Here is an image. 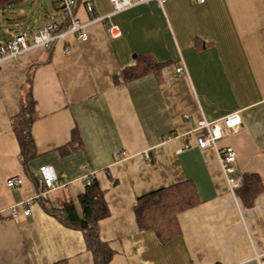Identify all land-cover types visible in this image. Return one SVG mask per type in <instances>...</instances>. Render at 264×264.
I'll return each mask as SVG.
<instances>
[{
    "label": "crops",
    "instance_id": "obj_1",
    "mask_svg": "<svg viewBox=\"0 0 264 264\" xmlns=\"http://www.w3.org/2000/svg\"><path fill=\"white\" fill-rule=\"evenodd\" d=\"M86 2L97 16L113 11L111 0H80L82 23L90 21ZM53 22L64 23L54 0H15L0 9V25L9 30L0 40L31 37ZM110 24L120 37L109 35ZM88 34L0 62V264H94L83 232L38 201L43 195L52 207L73 205L81 216L90 173L110 210L99 223L100 239L114 251L110 264H260L264 190L246 208L230 191L217 150L200 149L197 138L203 118L237 112L239 130L217 147L235 148L236 175L256 174L264 185V0H167L163 8L150 1L94 22ZM142 54L165 63L160 73L116 84ZM182 64L187 75L177 73ZM28 95L39 117L32 126L37 156L26 171L12 123ZM74 129L81 146L62 152ZM43 166L60 180L48 193L39 192ZM16 176L24 183L9 188ZM186 181L200 202L178 215L180 234L162 242L154 230L140 229L138 199ZM33 198L25 215L20 204Z\"/></svg>",
    "mask_w": 264,
    "mask_h": 264
},
{
    "label": "trees",
    "instance_id": "obj_2",
    "mask_svg": "<svg viewBox=\"0 0 264 264\" xmlns=\"http://www.w3.org/2000/svg\"><path fill=\"white\" fill-rule=\"evenodd\" d=\"M15 0H0V9L13 3ZM80 0H77V3ZM165 63L155 60L151 54L138 55L136 64L122 72L116 79V84L122 80L128 83L140 79L151 73L159 74ZM39 114L34 100L30 95L21 108L20 113L13 118V128L20 145V159L28 171L29 163L37 156V149L32 137V126ZM82 141L77 129L73 130L71 142L64 146L62 152H71L81 146ZM40 189L39 192L43 191ZM262 179L256 174L242 176V184L235 191L238 198L246 208L254 206L257 197L263 192ZM104 191L96 180L86 186L85 192L80 196L79 202L82 215H78L73 205L65 204L61 208L52 207L45 196L38 201L47 213L56 216L67 227L83 232L88 249L94 256V264H110L114 251L110 245L100 239L99 223L107 218L110 210L105 202ZM197 190L192 182L186 181L169 188H163L138 199L135 207L137 225L140 229L154 230L162 242L180 234L178 215L195 207L199 203ZM57 264H67L60 262Z\"/></svg>",
    "mask_w": 264,
    "mask_h": 264
},
{
    "label": "built area",
    "instance_id": "obj_3",
    "mask_svg": "<svg viewBox=\"0 0 264 264\" xmlns=\"http://www.w3.org/2000/svg\"><path fill=\"white\" fill-rule=\"evenodd\" d=\"M150 1H156L158 5L163 8L167 0H111L113 11L110 15L103 17L97 16L93 4L86 2L85 7L90 15V21L88 23H82L76 15L77 0H54L58 10L64 18V23H50L34 32L31 37L27 32H22L11 39L0 40V62L16 58L32 49L50 47L56 41L68 35H74L77 40L86 41L89 37L88 27L94 22H103L114 14L125 12ZM197 1L203 4L206 0ZM107 30L112 38L121 36L120 28L115 24L108 25ZM66 52H69V50H66ZM177 73L187 75V69L184 64L177 69ZM240 126L241 118L237 112L229 114L219 120H208L203 118L198 124V129L204 130L205 133L197 138V146L202 150L207 148H215L217 150L221 169L232 193H235L242 184V176L236 175L234 166L237 159V151L231 146L218 148L217 144L228 131L235 133L239 130ZM128 157V152L125 151L121 153L122 160ZM39 173L44 193L51 192L60 186L59 177L53 167L43 166L39 169ZM94 180H96L95 173H90L83 177L85 186H90ZM23 183L24 179L21 176H16L8 179L7 186L9 188H20ZM34 200L35 198L26 200L20 204L23 207L25 215L31 214V206ZM10 213L13 219L17 220L18 206H13L10 209ZM257 259L260 264H264V260L260 255L257 256Z\"/></svg>",
    "mask_w": 264,
    "mask_h": 264
},
{
    "label": "rangeland",
    "instance_id": "obj_4",
    "mask_svg": "<svg viewBox=\"0 0 264 264\" xmlns=\"http://www.w3.org/2000/svg\"><path fill=\"white\" fill-rule=\"evenodd\" d=\"M56 13L59 14L58 12H56ZM5 27H6V25L5 26L4 25L3 26L0 25V36L4 35V33L9 32L8 28H5Z\"/></svg>",
    "mask_w": 264,
    "mask_h": 264
}]
</instances>
